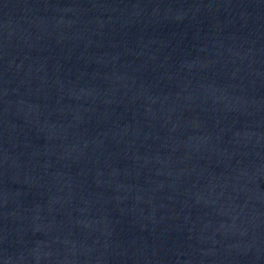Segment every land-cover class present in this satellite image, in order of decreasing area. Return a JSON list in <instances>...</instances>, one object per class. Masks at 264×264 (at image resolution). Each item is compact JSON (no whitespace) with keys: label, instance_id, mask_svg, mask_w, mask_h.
Returning <instances> with one entry per match:
<instances>
[{"label":"water","instance_id":"water-1","mask_svg":"<svg viewBox=\"0 0 264 264\" xmlns=\"http://www.w3.org/2000/svg\"><path fill=\"white\" fill-rule=\"evenodd\" d=\"M0 264H264V0H0Z\"/></svg>","mask_w":264,"mask_h":264}]
</instances>
